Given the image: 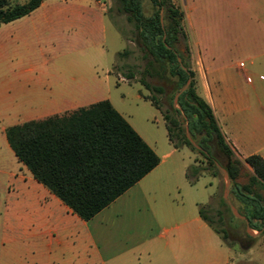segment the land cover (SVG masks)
<instances>
[{
  "label": "rangeland",
  "instance_id": "obj_1",
  "mask_svg": "<svg viewBox=\"0 0 264 264\" xmlns=\"http://www.w3.org/2000/svg\"><path fill=\"white\" fill-rule=\"evenodd\" d=\"M25 1L11 0L12 3ZM103 1L106 7L103 26L59 25L56 20H46L52 14V3L69 7L80 2L90 5L97 14L102 13L96 0H48L46 7L0 25V264H22L25 259L39 260L55 252L60 256L64 252L65 258H72L77 253V243L71 238L63 246L48 245L47 238L41 236L37 208L45 189L14 156L5 137L7 127L64 108L59 102L61 91L85 87L90 95L83 99L91 102L108 99L147 136L160 154L171 150L161 113L142 95L157 96L161 109L170 110L177 89L176 78L169 75L148 78L150 83L164 88L162 94L140 84L138 79L146 60L134 22L128 19L127 13L117 10L115 0ZM173 2L184 12L186 39L179 49L184 52L185 46L188 47V61L197 79L207 85V65L216 57L220 67H225L228 80L235 82L251 102L260 98L259 106L264 109V0ZM141 3L149 15L152 4L149 0ZM124 49L130 50L129 55L118 58L117 53ZM198 51L206 71L200 57L195 55ZM240 62L245 66L240 68ZM128 70L134 73L131 80L123 78ZM218 118L222 121L226 115ZM190 151L186 147L173 150L159 168L160 179L155 187L163 195L159 221L147 212L136 211L134 222L117 233L119 240L133 239L134 225L139 227L140 237L149 236L152 225L154 230L161 231V241L168 243L164 254L171 264H177L174 263L177 259L179 264H264V230L246 229L245 221L230 208L224 197L225 177L220 169L223 167L218 165L217 176L203 173L191 183L185 170L193 157L203 166L210 167V164L200 153ZM173 160L178 161L179 167L169 164ZM250 173L245 164L239 166L230 187L232 182L248 184ZM230 187L228 198L233 210L239 213L242 205L230 193ZM253 188L263 192L260 185ZM220 197L227 207L222 205ZM199 205L204 206L216 226L227 230V238L221 241L199 218ZM217 210L223 212V224L216 221ZM30 245L37 249L28 250ZM141 262L149 264L146 254L142 255Z\"/></svg>",
  "mask_w": 264,
  "mask_h": 264
},
{
  "label": "trees",
  "instance_id": "obj_2",
  "mask_svg": "<svg viewBox=\"0 0 264 264\" xmlns=\"http://www.w3.org/2000/svg\"><path fill=\"white\" fill-rule=\"evenodd\" d=\"M43 1L12 3L11 0H0V25L30 14ZM115 1L117 10L127 13L128 19L134 22L142 56L146 60L138 79L140 84L151 92L162 94L164 88L150 83L148 78L169 75L176 78L177 93L191 79L187 89L179 95L177 107L174 108L171 102L170 110L161 109L157 96L142 95L162 114L172 146L198 152L210 164V167L203 166L194 159L185 171L186 178L195 183L203 173L217 176L218 165H221L233 180L239 166H248L251 170L249 183L232 182L230 193L241 203L238 211L247 218L250 228L262 230L264 158L252 154L241 160L235 156L210 104L200 95L196 73L188 61L189 49L187 46L184 52L179 49L180 43L186 39L184 12L173 0H149L153 6L149 15L145 14L141 0ZM129 53V49H124L117 53V57ZM123 78L133 79V71L128 70ZM185 125L201 150L187 138ZM5 137L18 162L29 170L32 177L86 221L136 184L160 161L156 152L108 99L62 115L13 124L5 129ZM255 185L262 186L263 192L255 191ZM220 199L227 207L224 199ZM198 212L222 241L227 238V230L216 226L203 205H199ZM216 217L217 223L223 224L221 210L216 211Z\"/></svg>",
  "mask_w": 264,
  "mask_h": 264
},
{
  "label": "crops",
  "instance_id": "obj_3",
  "mask_svg": "<svg viewBox=\"0 0 264 264\" xmlns=\"http://www.w3.org/2000/svg\"><path fill=\"white\" fill-rule=\"evenodd\" d=\"M47 1L44 0L35 11L46 7ZM96 4L99 7V12L102 13L97 14L92 10L90 5L80 2L69 7H59L55 6V3H52L50 4L52 6V14L47 16L46 20H56V24L59 25L68 23L75 26L81 24H93L94 27L103 26L106 13L105 2L103 0H96ZM92 14H95L93 18ZM195 55L200 57L201 65L206 71L201 53L198 51ZM244 66L242 62L239 63L240 68ZM207 70L209 71V77L206 73L207 85L197 79L198 91L210 104L226 142L241 160L252 154H257L264 158V109L262 106H259L261 99L256 97L251 102L248 96L241 93L235 82L228 80L225 74V67H220L216 57L211 58L210 64L207 65ZM260 77L263 78L262 75ZM247 80L250 82L249 76H247ZM89 95L90 90L85 87L78 90L71 88L64 89L59 95V102L65 105L63 106L64 108L38 119L52 115H62L79 107L88 106L100 101L91 102L83 99ZM83 103H87V105H80ZM219 115H226V118L220 121ZM122 116L159 156L160 161L158 165L87 221L72 212L67 205L41 184L45 189L37 208V222L39 223L41 236L47 238L49 241L48 245L56 243L64 246L71 238L72 241L77 243V253L72 258H65L64 252L62 256L58 252H55V254H49L47 257L39 260L33 258L28 262L25 259L22 264H142L141 257L143 254H146L149 264H171L164 254V249L168 243L161 241L163 238L161 231L154 230L152 225L149 226V229L152 230L151 234L149 236L143 234L142 237L138 234L139 227L134 225L133 228L135 227L136 234L133 239L128 237L126 242L124 239L119 240L117 233L123 230L126 224L134 222L133 214L136 211L147 212L154 220L159 221L163 209V195L157 193L155 189L160 179L157 177L161 170L159 168L171 155L173 150L180 149L174 148L168 140L171 150L165 154H160L157 148L150 144L146 138L147 136L141 134L140 130L123 114ZM194 159L193 157L191 164L194 163ZM169 164L179 167L177 160H173ZM199 218L203 220L200 215ZM145 228L144 226V230ZM112 231H114V234L111 233ZM217 235L220 238L219 234ZM40 246L43 249L45 245L42 244ZM27 248L28 250L37 249V247L32 245L27 246ZM174 263L179 264L178 259Z\"/></svg>",
  "mask_w": 264,
  "mask_h": 264
},
{
  "label": "water",
  "instance_id": "obj_4",
  "mask_svg": "<svg viewBox=\"0 0 264 264\" xmlns=\"http://www.w3.org/2000/svg\"><path fill=\"white\" fill-rule=\"evenodd\" d=\"M161 21H162V11H161ZM178 61L181 63V59L178 57ZM191 82V79L189 78L186 83L184 84V86L174 95V98H173V106L176 105L177 103V99L179 97V95L187 89V87L189 86ZM186 127V136L187 138L189 139V141L191 142V144L196 147L197 149L201 150V147L198 146L192 139H191V136H190V133L187 129V125H185ZM224 174V177H225V185H224V197L226 198V201L227 203L229 204L230 208L232 209V211L238 216L240 217L241 219H243L246 223V229H250V225H249V222L247 220V218L242 215L241 213H238L237 211L233 210V206L231 204V200L228 198V195H229V187H230V178H229V175H228V172L226 171V169L224 168H220ZM264 229V228H263ZM262 229V230H263ZM262 230H260L259 232H261Z\"/></svg>",
  "mask_w": 264,
  "mask_h": 264
}]
</instances>
